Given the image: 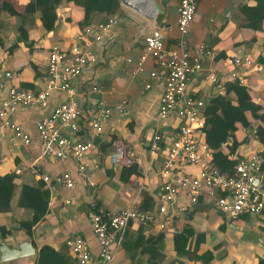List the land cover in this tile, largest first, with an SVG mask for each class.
Segmentation results:
<instances>
[{"label":"crops","instance_id":"obj_1","mask_svg":"<svg viewBox=\"0 0 264 264\" xmlns=\"http://www.w3.org/2000/svg\"><path fill=\"white\" fill-rule=\"evenodd\" d=\"M4 1L0 0V7ZM7 1L20 14H11L7 6L0 9V37L4 44L0 46V102L8 97L10 86L35 92L43 89L50 48L59 44L68 50L86 27L112 19L111 26L102 31L99 40L94 39V33L86 36L85 43L92 47L97 62L93 67H84L73 80L82 115L77 131H65L75 140H88L93 131L90 119L94 110L103 106L111 112L84 157L95 187L87 185L73 157H57L55 147L53 151L46 150L37 129L38 122L67 99L65 92L53 90L47 106L33 105L11 113L12 119L23 125L29 134L28 143L14 144L12 131L0 123V175L13 172L16 183L10 211L0 212V241L13 246L27 242L35 248L31 255L0 261V264H37L43 245H50L66 255L64 264H78L66 245L67 237L72 235L87 239L93 256L101 257L103 248L88 218L91 202L96 201L112 214L126 207L139 209L148 194L156 206L149 214L151 219L129 222L123 244L113 247L114 260L110 264H172L178 259L185 264H204L202 260L179 256L175 251L174 235L187 224L195 231L189 240L190 249L197 243V253L205 255L208 264H264V221L252 214L229 218L215 204L219 191L215 196L202 192L197 202H192L181 191L168 205V211L173 214L171 224L166 228L157 224L162 193L159 173L181 120L176 115L160 117L163 83L150 76L159 69L157 60L151 55L144 63L139 61L145 50L146 35L160 23L171 24L165 46L180 53L186 50L201 59L203 69L190 77L189 95L208 101L231 81L229 74L236 69L243 77L242 83L251 86L255 101L264 104V23L261 28L248 26L244 11L245 6H257L264 14L261 0H197L194 20L185 35V47L180 45L182 35L177 28L179 0H158L162 11L155 20L121 3L114 14L95 12L85 27L80 24L84 19L82 7L70 0H58V21L50 31L44 28L38 13L21 16L29 0ZM21 25L28 32L27 41L19 39ZM200 44L205 46L204 51L197 49ZM241 51L252 57L253 65L234 67L229 63L228 57ZM139 66L142 70H138ZM211 72L218 76L221 86L208 79ZM7 73L10 75L6 76ZM2 82L5 84L1 85ZM148 83L150 87L146 86ZM249 121V128L240 126L236 133L239 140L248 138L239 148L242 155L264 151V146L254 136L255 123L251 116ZM155 132L161 134L162 140L158 153L152 155L150 145ZM197 136L200 142L204 141L202 131ZM231 142L229 140L228 144ZM118 146L123 152L115 163L112 155ZM131 166L138 172L129 175L126 168ZM32 167H38L41 173L51 177L69 171L75 184L69 188L53 180L44 183L48 209L28 232L23 222L32 219L33 210L20 206L21 189L25 184L36 186L44 182L32 172ZM176 170L196 174L199 166L179 159Z\"/></svg>","mask_w":264,"mask_h":264},{"label":"built area","instance_id":"obj_2","mask_svg":"<svg viewBox=\"0 0 264 264\" xmlns=\"http://www.w3.org/2000/svg\"><path fill=\"white\" fill-rule=\"evenodd\" d=\"M197 4V0H179L177 28L182 35L180 39L182 47H185L187 42L185 35L194 20ZM112 22L110 19L107 23L86 27L77 35L76 41L68 50L59 44L53 45L48 53L46 86L37 92L10 86L8 97L0 102V123L12 131V142L28 143L29 134L23 125L12 119L11 113L33 105L47 106L53 90L65 92L67 99L55 106L48 117L40 120L37 129L46 150L53 151L55 147L54 153L57 157L70 156L76 160L78 171L89 187H95L96 182L86 167L84 157L91 150L94 138L101 134L102 123L109 117L111 110L103 106L94 110L90 119L93 131L88 140H75L65 130L77 131L82 115L73 80L84 67H93L97 62L92 47L85 43L86 36L94 33V39L99 40L102 31L108 29ZM170 29L172 25L163 22L146 35L145 50L139 58L140 64L151 55L157 60L159 69L152 71L150 76L163 83L160 117L176 115L181 120L159 173L162 193L161 203L157 208V224L160 228H166L171 224L173 214L168 211V205L177 199L181 191H184L192 202H197L202 192L206 191L215 196L217 191H221L224 194L215 196V204L229 218L236 219L243 214H252L264 221V154L253 151L241 156L233 174L222 172L213 163V150L206 142H200L197 136L204 126L201 111L206 101L188 94L190 77L203 69L201 59L186 50L180 53L177 49H168L165 41ZM197 49L204 51L205 46L200 44ZM228 61L234 67H250L254 63L252 57L243 51L232 54ZM138 70H142V67L139 66ZM9 75L10 73L6 74ZM229 76L231 81L239 80L241 83L244 81L236 69ZM208 79L221 86L215 73H209ZM4 84L5 82L1 83ZM146 86L150 87L151 84L148 83ZM161 140V134L155 132L150 145L152 155L158 153ZM122 152L123 148L118 146L112 155L113 162H118ZM179 159L198 165V173H181L176 170ZM32 172L39 175L45 184L52 180L69 188L75 184L69 171L53 177L41 173L38 167H32ZM88 218L96 239L103 248V255L94 257L87 239L80 235H72L67 237L66 245L70 253L76 257L78 264H110L114 260L113 247L123 244L129 222L131 220L146 222L149 215L141 213L136 207H126L118 213L108 214L96 201H92L88 207Z\"/></svg>","mask_w":264,"mask_h":264},{"label":"trees","instance_id":"obj_3","mask_svg":"<svg viewBox=\"0 0 264 264\" xmlns=\"http://www.w3.org/2000/svg\"><path fill=\"white\" fill-rule=\"evenodd\" d=\"M77 6L82 7L84 19L80 23L82 27L89 25L95 12L114 14L121 7V0H70ZM58 0H29L26 3L21 16L39 14L40 20L47 31L53 30L58 21ZM264 6V0H261ZM9 7L11 14H20L12 7L10 1L5 0L1 5ZM244 11L248 19L247 25L252 28H261L264 23V14L257 6H245ZM19 39L28 40V32L21 25L18 27ZM0 37V46H3ZM249 84L241 83L239 80L227 81L223 87L211 99L206 101L201 111L204 119L202 127L203 140L213 150V163L222 171L233 174L235 166L242 154L239 153L241 145L248 141V138L239 140L237 131L240 126L249 128L251 125L250 116L255 123L254 136L264 146V104L255 101ZM229 140L232 142L228 144ZM264 154V151H260ZM128 169L129 175L138 172L134 166ZM44 182L33 186L23 185L20 195V206L33 210L32 219L23 222L24 228L30 232L31 227L40 221L48 209V192L44 189ZM16 188L15 173L0 175V212H8L11 209V201ZM220 195H223L221 191ZM146 195V194H145ZM153 197L148 194L138 209L141 213L150 214L155 209ZM150 218V217H149ZM151 219V218H150ZM195 234L191 225L177 231L174 235V248L179 256L195 260H202L208 264L205 255L197 253L198 244L193 250L190 249L189 240ZM161 237V236H159ZM145 242L143 241V244ZM67 256L56 251L50 245H43L39 252L37 264H64ZM172 264H185L183 260H176Z\"/></svg>","mask_w":264,"mask_h":264},{"label":"water","instance_id":"obj_4","mask_svg":"<svg viewBox=\"0 0 264 264\" xmlns=\"http://www.w3.org/2000/svg\"><path fill=\"white\" fill-rule=\"evenodd\" d=\"M121 3L149 20L157 19L162 11L158 0H121ZM34 252L35 248L31 243L20 242L13 246L4 240L0 241V261L28 256Z\"/></svg>","mask_w":264,"mask_h":264}]
</instances>
